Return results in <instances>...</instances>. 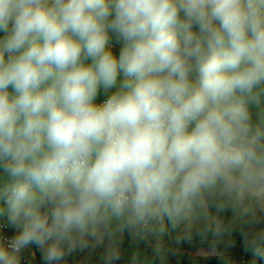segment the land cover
Masks as SVG:
<instances>
[{
    "label": "clouds",
    "instance_id": "1",
    "mask_svg": "<svg viewBox=\"0 0 264 264\" xmlns=\"http://www.w3.org/2000/svg\"><path fill=\"white\" fill-rule=\"evenodd\" d=\"M0 33V264L191 229L217 193L264 225V0H0Z\"/></svg>",
    "mask_w": 264,
    "mask_h": 264
},
{
    "label": "rangeland",
    "instance_id": "2",
    "mask_svg": "<svg viewBox=\"0 0 264 264\" xmlns=\"http://www.w3.org/2000/svg\"><path fill=\"white\" fill-rule=\"evenodd\" d=\"M118 50L119 45H115L114 51L118 53ZM221 203L226 205L225 209L223 211H220V213H211L210 211L209 216H211L212 219L214 217L218 220L220 219L225 226L231 224L233 227V231H231L230 233L225 232L220 237H213L211 235H208L207 238H204L202 236L196 235V229L198 227H201L202 225H197L195 227L194 225H192L191 229H188V231H190L192 234L191 242L184 240H180L178 242L177 237L185 232L181 231V228H187V226L181 225L179 228L173 229L168 219L166 218V221L168 223L166 226L167 232L165 234L166 241L164 243L165 247H167L166 253H164L163 251H157L155 249V247L157 246L156 243H151L150 247L145 246L144 248V246H142L140 242L131 240V237L127 235V233H125L128 230H116V225L114 223L113 225L115 227L112 228V230L115 229L113 243L117 247L119 255L122 257L123 264H180L178 260H189L194 258L189 255L188 250H200L203 248H211L213 250L214 256L210 259L214 264H235L243 257L246 258L248 264H264V246H260V253H257L256 250L252 247V244L257 240V237L261 233H264V225H260L255 230L243 227L242 219L232 211V208L230 206L232 201L229 206L222 201ZM246 203L255 205L256 202L252 197H248ZM206 204L209 208L212 206V201L206 200ZM257 211L258 215L264 216V213L259 212V210ZM242 227L243 230L248 233L247 245H245L240 235ZM174 249L182 252H175L174 254L172 252V250ZM161 254H167V256L169 257L163 258ZM176 256H179L181 258L177 259ZM19 264L32 263L30 260L20 259Z\"/></svg>",
    "mask_w": 264,
    "mask_h": 264
},
{
    "label": "crops",
    "instance_id": "3",
    "mask_svg": "<svg viewBox=\"0 0 264 264\" xmlns=\"http://www.w3.org/2000/svg\"><path fill=\"white\" fill-rule=\"evenodd\" d=\"M0 35H3L0 33ZM90 62V61H89ZM106 98V94L101 90V94L99 96V100H103ZM206 200L212 201V206L207 207V212L210 214L211 213H216L217 208L216 204L224 202L228 206L231 203V199L227 195H221L217 193L216 195L213 196H207ZM220 213V211H219ZM6 218V217H5ZM202 219L199 221L193 222L194 227L197 225H203L204 223H211L212 220H217L215 217L212 219L211 216L208 217L207 220L204 219V217H201ZM7 220V219H6ZM220 220V219H219ZM221 221V220H220ZM167 221L166 218H164L162 221H158L154 223V229L155 231L150 234H141L138 236H133L130 234L129 231L125 232L127 235L131 237V240L133 241H138L142 246L150 247L151 243H156L157 246L155 249L159 248V251H163L166 253V248L164 243L166 241V226H167ZM115 227L114 225L112 228ZM12 229V227H11ZM189 228H181V231H188ZM13 232V229L11 230V233ZM114 234H115V229L110 230L108 233H105L103 235L102 242L97 243V241L93 240L91 237H84V242L86 243V246L83 248L77 247L75 251L71 253V255H67L65 257L64 264H106V254L109 249H114L118 254L117 247L114 245ZM207 242V241H206ZM36 253L35 257H33L30 261L32 264H43V260L41 258V251L36 247V246H31ZM172 252L175 254V252H182V251H177L176 249L172 250ZM188 253L191 257H194L189 260H178L180 264H214L211 261V257L214 256V252L211 248H203V249H194V250H188ZM163 258H167V254H161ZM120 256V255H119ZM201 257V258H200ZM177 259H180L181 257L176 256ZM200 258V259H198ZM203 258V259H202ZM205 258V259H204ZM169 261V260H167ZM114 264H123L122 257L120 256V259L117 261H114Z\"/></svg>",
    "mask_w": 264,
    "mask_h": 264
},
{
    "label": "built area",
    "instance_id": "4",
    "mask_svg": "<svg viewBox=\"0 0 264 264\" xmlns=\"http://www.w3.org/2000/svg\"><path fill=\"white\" fill-rule=\"evenodd\" d=\"M11 226L8 225L7 220L5 217H0V232H3L5 235L11 236ZM36 251L31 248H26L22 251L20 259L25 260H31L33 257H35ZM235 264H248L245 257L241 258L237 263Z\"/></svg>",
    "mask_w": 264,
    "mask_h": 264
}]
</instances>
